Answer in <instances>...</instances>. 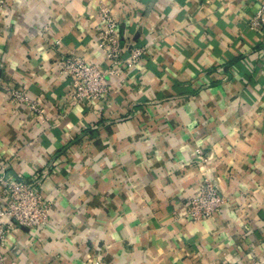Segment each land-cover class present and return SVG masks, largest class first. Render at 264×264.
<instances>
[{"label": "crops", "instance_id": "crops-1", "mask_svg": "<svg viewBox=\"0 0 264 264\" xmlns=\"http://www.w3.org/2000/svg\"><path fill=\"white\" fill-rule=\"evenodd\" d=\"M121 58L110 92L74 104L61 59L106 69L98 6ZM260 0H4L0 174L40 180L43 226L10 232L6 264H264ZM22 92L39 115L16 103ZM205 180L224 205L185 218Z\"/></svg>", "mask_w": 264, "mask_h": 264}, {"label": "built area", "instance_id": "built-area-1", "mask_svg": "<svg viewBox=\"0 0 264 264\" xmlns=\"http://www.w3.org/2000/svg\"><path fill=\"white\" fill-rule=\"evenodd\" d=\"M3 6L4 0H0V8ZM98 17L100 28L97 42L108 63L107 68L101 69L76 56L61 59L59 62L57 73L70 78L72 91L69 99L74 104L89 103L108 94L109 83H121L123 71L135 66L143 53V49L137 48L126 59H122L118 24L102 1L98 6ZM248 22L252 30L264 27V0H260L258 10ZM10 95L16 103L42 114L43 110L39 109L38 104L30 101L22 92L12 91ZM39 187L40 180L37 178L19 180L9 173L0 174V264H6L3 261V249L6 250L8 236L13 229H33L48 222L50 203L43 198ZM224 203L220 190L211 181L205 180L197 196L187 202L184 216L193 221L212 218Z\"/></svg>", "mask_w": 264, "mask_h": 264}]
</instances>
